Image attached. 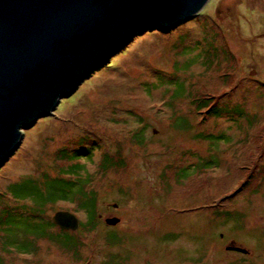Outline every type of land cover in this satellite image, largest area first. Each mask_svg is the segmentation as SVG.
<instances>
[{
  "label": "rangeland",
  "instance_id": "374dc122",
  "mask_svg": "<svg viewBox=\"0 0 264 264\" xmlns=\"http://www.w3.org/2000/svg\"><path fill=\"white\" fill-rule=\"evenodd\" d=\"M22 132L0 168V220L68 211L80 226L72 249L55 224L26 253L1 229L0 264H264V0H209L136 33ZM77 175L93 224L81 195L41 206L10 193Z\"/></svg>",
  "mask_w": 264,
  "mask_h": 264
},
{
  "label": "water",
  "instance_id": "95a60500",
  "mask_svg": "<svg viewBox=\"0 0 264 264\" xmlns=\"http://www.w3.org/2000/svg\"><path fill=\"white\" fill-rule=\"evenodd\" d=\"M208 1L0 0V168L19 148L22 130L54 112L106 56L144 29L175 28ZM53 222L65 231L79 228L68 211L55 213ZM105 223L115 227L120 219Z\"/></svg>",
  "mask_w": 264,
  "mask_h": 264
},
{
  "label": "trees",
  "instance_id": "16d2710c",
  "mask_svg": "<svg viewBox=\"0 0 264 264\" xmlns=\"http://www.w3.org/2000/svg\"><path fill=\"white\" fill-rule=\"evenodd\" d=\"M81 167L82 166L78 164L71 167L70 172L74 177ZM81 180H83L81 176H78L77 179L68 181L58 178L55 180L49 179L45 184V190L42 188V185L38 184L36 181L28 180L11 185L10 193L18 202L31 198L33 201L40 202L41 206L47 204L49 201H65L72 195H81L84 200L81 204L88 213V221L90 224H93L96 216V199L94 194H90L85 190V185H83L84 187L82 186L83 182ZM38 218L39 217L35 216L33 213L26 216L25 214L23 215V213L14 214L8 211L4 219L2 221L0 220V230L2 229L5 236L8 238L5 246L13 250L24 251L25 253L31 251L35 246V240L47 237L50 228L53 229L56 227L54 222L49 224ZM61 231L66 235L60 238L68 245L70 241L68 237L69 231L62 229ZM18 233L21 234V237L18 236ZM68 246L69 249H72V246Z\"/></svg>",
  "mask_w": 264,
  "mask_h": 264
}]
</instances>
